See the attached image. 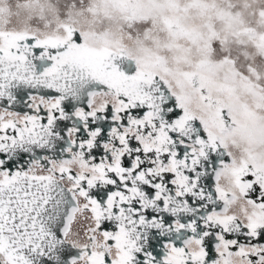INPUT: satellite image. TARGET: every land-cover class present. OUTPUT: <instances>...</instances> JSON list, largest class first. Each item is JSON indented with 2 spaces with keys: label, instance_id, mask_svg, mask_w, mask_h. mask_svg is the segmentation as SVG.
I'll use <instances>...</instances> for the list:
<instances>
[{
  "label": "snow or ice",
  "instance_id": "6c2138e0",
  "mask_svg": "<svg viewBox=\"0 0 264 264\" xmlns=\"http://www.w3.org/2000/svg\"><path fill=\"white\" fill-rule=\"evenodd\" d=\"M17 8L0 264H264V0Z\"/></svg>",
  "mask_w": 264,
  "mask_h": 264
},
{
  "label": "flooded vegetation",
  "instance_id": "af4514ba",
  "mask_svg": "<svg viewBox=\"0 0 264 264\" xmlns=\"http://www.w3.org/2000/svg\"><path fill=\"white\" fill-rule=\"evenodd\" d=\"M19 0H4L3 7L5 8V11L0 14L2 15L3 19L5 21H10L12 27H21V18L25 17L28 15V13L24 12L21 9L17 8ZM20 13V16H17V13ZM33 24H39L41 23L38 20H33ZM187 24L191 27H198L200 24V20L198 16H190L187 20ZM217 30H220L222 28V24L218 21L216 24ZM169 57V62L172 63L176 67H184L183 65H175L174 57L172 53L167 54ZM220 78L223 77V72H220L217 74ZM249 99V103H251V98Z\"/></svg>",
  "mask_w": 264,
  "mask_h": 264
}]
</instances>
